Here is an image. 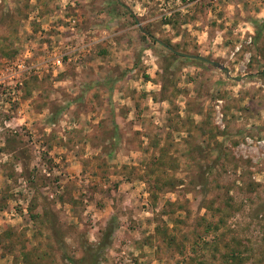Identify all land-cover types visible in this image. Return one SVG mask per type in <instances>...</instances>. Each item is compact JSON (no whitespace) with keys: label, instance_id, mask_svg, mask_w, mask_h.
I'll return each mask as SVG.
<instances>
[{"label":"rangeland","instance_id":"1","mask_svg":"<svg viewBox=\"0 0 264 264\" xmlns=\"http://www.w3.org/2000/svg\"><path fill=\"white\" fill-rule=\"evenodd\" d=\"M254 21L264 0H0V264H81L112 217L99 264H264Z\"/></svg>","mask_w":264,"mask_h":264},{"label":"trees","instance_id":"2","mask_svg":"<svg viewBox=\"0 0 264 264\" xmlns=\"http://www.w3.org/2000/svg\"><path fill=\"white\" fill-rule=\"evenodd\" d=\"M254 26L256 28V32H257V37L261 36L263 30H264V21L263 23H260L258 21H254ZM173 55H176L173 52ZM62 111H59V113H61ZM57 116L55 115L52 118L48 119V122H53L57 120ZM116 224H117V219L115 217H112L109 222L107 223V225L105 226L103 232H102V237L101 240L99 242V244L96 247H87L86 248V252L88 253V258H84L83 260H81V264L85 263L86 261L90 262V264H99L100 258L103 254V252L111 245V238L113 235L114 230L116 229ZM72 264H79L75 261H73L72 259H70Z\"/></svg>","mask_w":264,"mask_h":264},{"label":"water","instance_id":"3","mask_svg":"<svg viewBox=\"0 0 264 264\" xmlns=\"http://www.w3.org/2000/svg\"><path fill=\"white\" fill-rule=\"evenodd\" d=\"M192 58L196 59V58H198V57H192Z\"/></svg>","mask_w":264,"mask_h":264},{"label":"built area","instance_id":"4","mask_svg":"<svg viewBox=\"0 0 264 264\" xmlns=\"http://www.w3.org/2000/svg\"><path fill=\"white\" fill-rule=\"evenodd\" d=\"M60 63V62H59Z\"/></svg>","mask_w":264,"mask_h":264}]
</instances>
